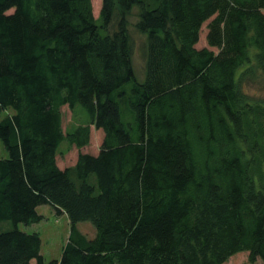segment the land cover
<instances>
[{
	"label": "trees",
	"instance_id": "trees-1",
	"mask_svg": "<svg viewBox=\"0 0 264 264\" xmlns=\"http://www.w3.org/2000/svg\"><path fill=\"white\" fill-rule=\"evenodd\" d=\"M147 35L137 79L126 15ZM206 25L207 46L199 48ZM264 0H0V264H264ZM85 113L67 134L63 108ZM102 130L98 153L62 168ZM71 231L46 260L29 227ZM90 221L89 238L78 223Z\"/></svg>",
	"mask_w": 264,
	"mask_h": 264
},
{
	"label": "rangeland",
	"instance_id": "rangeland-1",
	"mask_svg": "<svg viewBox=\"0 0 264 264\" xmlns=\"http://www.w3.org/2000/svg\"><path fill=\"white\" fill-rule=\"evenodd\" d=\"M95 16L98 17L102 5V0H93ZM130 33L133 40L134 54L133 62L136 71L137 79L143 81L145 79V50L147 44V35L142 33L138 28L139 23V9L133 8L132 11L126 15ZM206 25H204L201 33L200 42L198 47L207 46L206 41ZM245 91L254 99L264 98V72L259 71L258 75L248 82H245ZM14 113L12 108L0 110V119L4 118L8 114ZM64 114V130L68 134L80 121L84 120L85 111L79 107L75 111V114L68 106L63 108ZM103 139L102 130L92 127L91 143L86 148L79 150L75 146L71 145L68 141L62 143L58 153V164L62 167H72L77 163L79 153H98ZM7 157V151L0 140V158ZM39 211L44 215V219L34 224V230L39 231L42 237V253L46 260L59 259L62 254L64 245L66 244L70 231L71 222L69 218L57 215L55 211L49 205H42L39 207ZM78 228L89 238L95 237L97 231L95 226L90 221H83L78 223ZM224 264H263L258 259L255 263H251L249 260V252L242 251L229 258Z\"/></svg>",
	"mask_w": 264,
	"mask_h": 264
},
{
	"label": "crops",
	"instance_id": "crops-1",
	"mask_svg": "<svg viewBox=\"0 0 264 264\" xmlns=\"http://www.w3.org/2000/svg\"><path fill=\"white\" fill-rule=\"evenodd\" d=\"M38 211H39V209H38ZM39 212H40V211H39ZM40 213H41V212H40ZM41 214H42V213H41ZM65 215L67 216V214H63L62 216H63V217H66ZM67 217H68V216H67ZM34 228H35V227H34V224L31 225V226L29 227L30 230H34Z\"/></svg>",
	"mask_w": 264,
	"mask_h": 264
}]
</instances>
